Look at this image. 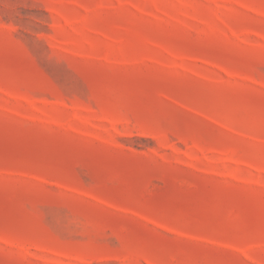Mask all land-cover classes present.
<instances>
[{"label": "rangeland", "instance_id": "1", "mask_svg": "<svg viewBox=\"0 0 264 264\" xmlns=\"http://www.w3.org/2000/svg\"><path fill=\"white\" fill-rule=\"evenodd\" d=\"M0 264H264V0H0Z\"/></svg>", "mask_w": 264, "mask_h": 264}]
</instances>
